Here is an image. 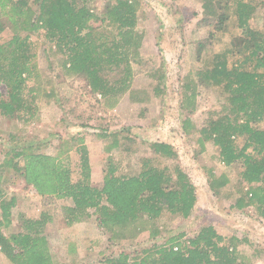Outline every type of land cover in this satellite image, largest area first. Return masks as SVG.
Instances as JSON below:
<instances>
[{"label": "trees", "instance_id": "obj_1", "mask_svg": "<svg viewBox=\"0 0 264 264\" xmlns=\"http://www.w3.org/2000/svg\"><path fill=\"white\" fill-rule=\"evenodd\" d=\"M200 0L204 18L214 20V30L223 32L229 19L235 17L238 34L232 44L220 52L208 53L206 42H199L195 59L200 67L182 77L179 90V120L182 135L195 140L202 148L211 142L225 166H240L241 184L234 208L253 209L264 220V31L255 30L250 21L255 11L252 0ZM103 13H98L91 0H0V39L10 31L11 37L0 43V117L31 124L38 119L36 98L28 82L36 71L37 60L32 52V36L44 32L55 42L56 52L64 57L62 67L67 76L82 79L92 95H99L107 107L116 106L126 94L130 102L143 104L135 97L134 64L142 63L143 33L138 30L139 0H106ZM100 22V26L94 23ZM113 28L114 34L106 33ZM164 76L153 84V93L165 97ZM218 91L220 110L211 112L202 127L192 120L197 109L198 86ZM2 86L5 92L2 90ZM141 114L145 112L143 108ZM182 113H188L182 119ZM67 116H66V115ZM62 125L71 119L65 112ZM72 125L84 126L80 122ZM197 135V136H196ZM105 137H108L105 135ZM114 134L109 150H132L121 144L128 136ZM242 138L241 145L237 142ZM45 143L51 152L27 143L18 133L8 135V144L0 150V251L12 264H72L56 262L49 249L46 227L52 221L48 213L39 219L21 217V230L12 232L16 198L7 195L5 185L22 180L41 196L66 199L64 207L68 225L97 216L105 233L108 249L135 240L149 233L152 245L138 253L113 252L99 264H250L240 253V244L249 243L236 235H226L211 224L202 226L190 238L184 232L162 235L164 215L188 219L197 204V190L189 174L176 163L178 154L168 142H150V154L139 159L135 173L119 171L120 163L108 157L103 186L91 181L90 153L85 134L55 136ZM15 144V145H12ZM12 145V146H11ZM80 156V178L73 180L69 154ZM207 183L215 196L228 183L207 169ZM14 176V178H11ZM256 246L253 258L261 259Z\"/></svg>", "mask_w": 264, "mask_h": 264}, {"label": "rangeland", "instance_id": "obj_2", "mask_svg": "<svg viewBox=\"0 0 264 264\" xmlns=\"http://www.w3.org/2000/svg\"><path fill=\"white\" fill-rule=\"evenodd\" d=\"M139 1L138 30L144 36L141 49L143 59L141 64H134L137 71L134 89L137 91L135 97L146 101L143 104L130 102L131 95L128 93L116 106L106 107L103 99L99 95H92L82 79L67 76L62 67L64 57L55 51L56 43L40 31L31 39V53L35 55L37 68L28 82L32 90L28 96L36 98L38 119L24 124L15 118L0 117V150L5 148L2 143L9 145L8 135L11 133H18L19 136L21 133L27 143L40 144L38 146L43 152L50 153L51 149L45 143L48 144L51 138L83 132L90 153L91 181L101 188L109 156L120 163L121 173H135L139 168V159L150 154L147 144L168 142L177 151L176 163L191 177L198 201L188 219L164 215L160 222L165 229L156 242H166L170 236L182 232L186 238H190L202 226L211 224L223 234L247 239L248 244L239 245L240 253L249 258L250 264H264V220L259 219L253 209L239 211L233 207L240 190L248 189L246 184L240 182L241 165L225 166L219 160L218 149L211 142H206L202 148L195 140L184 137L178 112L182 76L200 67L195 59L197 44L206 42L208 53L229 48L232 35L238 34L236 19L231 16L227 29L217 32L214 30V20L203 17L200 0ZM223 2L224 5L229 3L230 9L227 11L232 12L233 1ZM91 5L98 13H103L107 2L91 0ZM252 5L255 11L250 21L251 27L264 31V0H252ZM94 25L100 26V22ZM105 31L114 34L113 28ZM10 37V31L3 33L0 43ZM161 75L166 86L162 103L163 96H156L152 91L153 84L159 81ZM197 92V109L191 118L198 127H202L211 112L220 110L221 98L217 90L207 86L199 85ZM143 108L145 112L141 114ZM65 112L70 114L68 117L72 122H80L84 126L72 125L70 120L62 125L60 119ZM187 114L182 113V119ZM259 125L264 128V120ZM116 133L119 139L127 136L132 139V142L121 139V144L132 150L129 156L121 149L109 150ZM237 142L241 145L242 138ZM69 162L73 180L77 181L80 178V156L75 149L69 154ZM207 169H212L218 178L228 179L218 197L208 186ZM4 187L7 195L16 198L17 205L12 210V232L21 230V217L39 219L42 213L51 216L52 221L48 223L45 234L56 262L99 264L100 259L111 254L112 250L138 253L152 245L148 239L149 233L145 231L133 241L108 249V236L101 231L97 216L68 225L64 207L70 206V201L41 196L33 187H26L22 180ZM256 246L262 254L261 259L253 258ZM0 264H12L1 251Z\"/></svg>", "mask_w": 264, "mask_h": 264}]
</instances>
